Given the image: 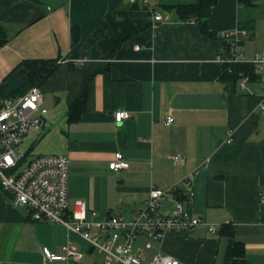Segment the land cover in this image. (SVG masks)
I'll use <instances>...</instances> for the list:
<instances>
[{
	"label": "crops",
	"instance_id": "1",
	"mask_svg": "<svg viewBox=\"0 0 264 264\" xmlns=\"http://www.w3.org/2000/svg\"><path fill=\"white\" fill-rule=\"evenodd\" d=\"M252 1L218 0L208 35L177 11L198 0H0L8 36L0 83L24 60L57 62L40 85L46 126L23 143H30L31 157H69L71 202L96 211L90 220L119 216L129 223L146 208L152 187L177 188L195 216L217 225L232 221L217 233L201 225L160 240L140 235L134 253L143 264L157 255L232 264L235 242L243 243L249 264H264V67L245 88L222 79L232 41L224 34H237L249 64L264 52V0ZM119 110L130 118L117 123ZM117 153L129 168L110 169ZM175 204L163 200L158 213L172 215ZM68 241L84 254L78 264H104L105 256L62 224L33 220L0 185V264H45L42 249L60 252Z\"/></svg>",
	"mask_w": 264,
	"mask_h": 264
},
{
	"label": "built area",
	"instance_id": "2",
	"mask_svg": "<svg viewBox=\"0 0 264 264\" xmlns=\"http://www.w3.org/2000/svg\"><path fill=\"white\" fill-rule=\"evenodd\" d=\"M157 14L155 20L160 21ZM236 33L224 34L223 38H232L228 49L229 62L247 63L243 52L236 41ZM256 72L264 67V52L257 53L250 61ZM264 81V76L261 78ZM245 88L249 78L240 80ZM44 95L39 86L31 87L26 93L17 97L0 98V185L10 192L16 205L25 208L33 220L62 224L69 233L78 235L99 255L105 256L104 264H143L134 253L135 243L140 235L151 240H160L168 232L188 233L197 226H206L211 233H217L225 226L231 225L227 220L221 225L210 224L195 216L180 200L177 188L163 191L152 187L146 208L139 211L132 222L124 221L123 217L113 216L106 221H94L96 211H90L82 200L70 201L69 172L70 159L60 154L37 155L29 158L28 154H19L18 148L32 130H40L46 126L41 115ZM261 114L264 116V101L260 103ZM117 123L130 118L126 110L114 114ZM174 122L173 115L165 119L166 125ZM231 134H229V137ZM232 140L228 138V143ZM177 163L183 162L181 155L174 156ZM129 168V163L122 153L115 155L110 169L120 171ZM188 189L187 199L193 201V182L191 176L184 180ZM176 200L172 215L159 214L163 200ZM264 203V199L262 200ZM98 232V237L93 236ZM45 264H78L84 254L68 241L60 252L49 248L42 249ZM150 264H183L170 255H157Z\"/></svg>",
	"mask_w": 264,
	"mask_h": 264
},
{
	"label": "trees",
	"instance_id": "3",
	"mask_svg": "<svg viewBox=\"0 0 264 264\" xmlns=\"http://www.w3.org/2000/svg\"><path fill=\"white\" fill-rule=\"evenodd\" d=\"M218 0H198L195 4L183 5L177 8L180 19H196L202 31L209 35L208 18L211 9ZM242 4L254 5L252 0H239ZM8 43L5 29L0 25V48ZM57 62L47 59L24 60L17 65L0 83V98L17 97L26 93L31 87L43 84L56 70ZM248 77L249 81L255 77L252 64L240 62H228L224 64L222 79L226 82L237 83L242 77ZM84 98L78 102L83 106ZM226 226L224 229H227ZM222 229V231L224 230ZM232 235V231H230ZM232 264H249L245 247L241 242L234 243V258Z\"/></svg>",
	"mask_w": 264,
	"mask_h": 264
},
{
	"label": "rangeland",
	"instance_id": "4",
	"mask_svg": "<svg viewBox=\"0 0 264 264\" xmlns=\"http://www.w3.org/2000/svg\"><path fill=\"white\" fill-rule=\"evenodd\" d=\"M30 147H31V146H30V143L27 141V143H23V144L18 148V153H19V154H25V153H26V154H28V157L31 158V156H32V150H30ZM29 150H30L31 152L28 153ZM34 150H35V152L37 151L36 148H35ZM35 152H34V153H35ZM30 154H31V155H30Z\"/></svg>",
	"mask_w": 264,
	"mask_h": 264
}]
</instances>
